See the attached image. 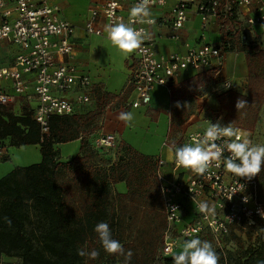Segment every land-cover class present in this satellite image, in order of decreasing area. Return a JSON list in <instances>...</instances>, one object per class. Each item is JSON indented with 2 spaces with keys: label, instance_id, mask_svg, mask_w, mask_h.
I'll return each mask as SVG.
<instances>
[{
  "label": "built area",
  "instance_id": "built-area-1",
  "mask_svg": "<svg viewBox=\"0 0 264 264\" xmlns=\"http://www.w3.org/2000/svg\"><path fill=\"white\" fill-rule=\"evenodd\" d=\"M138 2L102 0L90 6L84 22L85 32L107 38L106 26L120 21L128 23L130 8ZM165 6L168 10L160 19L151 18L155 24L161 22L170 30L167 37L178 40L179 30L193 12L200 21V42H185L184 52L158 53L156 36L149 30V24L134 23V28L143 29L145 39L134 52V64L127 81L134 93L130 107L148 105L156 85L169 90L170 84L184 71L221 68L231 44L229 39L239 31V39L248 42L251 28L264 24V0H151L150 10ZM101 19L105 28L98 24ZM211 24L223 32L218 43L202 40L203 31ZM74 32V25L60 15V7L49 0H0V49L14 48L7 63L0 61V104L8 106L23 99L32 106L33 118L45 133L51 116L73 114L94 95L90 77L72 61ZM226 83L231 84L229 80L222 81L214 90L225 88ZM209 114L203 116L202 123L197 120L198 125L187 127L171 145L172 179H167L162 171L166 160L157 158L155 175L166 221L160 248L164 256L172 254L184 241L203 236L210 237L223 250L222 239L231 233L233 226L264 219L260 215L264 201L259 198L257 180L227 172L223 158L219 166L214 162L204 175L177 167L176 147L193 143V137L201 139L209 121L229 124L221 116ZM232 127L243 134L238 127ZM96 137L93 146L100 152L115 146L116 138L112 133L99 132ZM226 139L216 143L223 144ZM2 153L0 146V155ZM223 155H229L227 150ZM231 195L232 199L228 200ZM245 196L249 198L247 203L243 202ZM201 202H207L214 211L200 213L197 209Z\"/></svg>",
  "mask_w": 264,
  "mask_h": 264
},
{
  "label": "trees",
  "instance_id": "trees-1",
  "mask_svg": "<svg viewBox=\"0 0 264 264\" xmlns=\"http://www.w3.org/2000/svg\"><path fill=\"white\" fill-rule=\"evenodd\" d=\"M229 40L231 44L226 51L238 49L245 53L247 93L224 90L216 96L219 108L207 110L214 116L223 111L227 122L252 131L264 105V49L252 41H240L239 31ZM216 72L204 70L182 81L179 85L183 87L182 94L202 95L205 84ZM175 88L177 85L170 84L173 99ZM97 92L95 108L86 111L82 105L73 114L51 116L47 133L42 132L33 118L31 105L23 104L15 112L0 104V146L3 143L15 147L38 145L41 156L39 162L15 166L0 177V258L1 255L17 257L21 264H115L121 255L106 253L94 228L100 222L107 223L112 237L124 246L121 235L124 220L109 208L114 197L112 186L121 181L126 184V192L117 194L127 198L134 207L133 213L137 209L141 213L146 208L156 217L145 242L154 260L152 264H173L171 256L179 254L164 256L160 250L166 221L155 175L158 156L143 154L121 140L117 144L121 153L110 162L88 138L101 130L106 104L115 97L104 93L101 101V93ZM238 98L248 104L237 111ZM190 114L186 112L180 118V128ZM76 139L80 140L78 154L69 160H60L58 145ZM254 178L258 181L259 198L264 201V168ZM69 180H73L71 187ZM71 194L76 195L73 211L68 207ZM5 218L11 220V225ZM259 221L264 225V219ZM232 236L242 246L241 237L233 233ZM78 249L96 250L99 255L96 259L79 256ZM214 249L219 255V264H257L258 260H264V247L254 248L251 244L233 260L227 258L224 250ZM132 253L129 264H143Z\"/></svg>",
  "mask_w": 264,
  "mask_h": 264
},
{
  "label": "crops",
  "instance_id": "crops-1",
  "mask_svg": "<svg viewBox=\"0 0 264 264\" xmlns=\"http://www.w3.org/2000/svg\"><path fill=\"white\" fill-rule=\"evenodd\" d=\"M49 1L57 4L60 7V15L74 25L75 48L72 61L77 65L80 71L86 73L90 77L94 87L92 100L89 103L84 104L82 110L88 111L95 108L99 93L97 90L101 93V97L99 98L101 101L103 100L104 93H109L115 96L106 104L104 114L101 118L102 128L96 132L95 135L97 136L99 132L106 134L112 133L115 138L118 139V142L123 140L143 154L164 158L166 164L163 166L162 171L167 179H172L174 173L170 165L171 145H173L182 135L175 136L169 144L166 142L171 134L168 115L166 114L169 109L166 108L165 111L161 110L165 109L167 105H175L176 101L180 100L182 95L177 97L176 94H173V97H176L173 99L170 94V89L168 90L165 86L156 85L152 91V98L148 105L139 108L130 107L129 101L134 97V93L132 88L128 87L127 81L134 64V52L129 55H124L114 47L106 37L87 34L84 30V22L87 18L90 6L100 3L102 0ZM167 10L168 6L152 8L151 16L160 19ZM199 23L198 15L191 12L188 21L179 30L180 38L178 40L167 37L170 30L161 22L149 25V30L156 36V48L158 53L166 54L174 51L184 52L185 42L191 44L200 42L202 31L199 29ZM98 24L102 28H105V23L102 19ZM248 34V39L253 41V44L264 49V24L253 26ZM222 37L223 32L220 31L215 24H211L203 31L202 40L205 42L218 43ZM13 50V47L0 49V61L7 63ZM197 73L200 72H182L174 79L173 85H177V88L175 89L180 88L179 85L182 81ZM247 77L248 69L245 53L238 49H234L232 51H226L222 67L217 69L214 78L209 82L211 85L212 81L215 80V85H218L225 80L233 81L235 87H232L231 89L246 94ZM220 92L222 91L215 92L213 87L212 92L204 90L202 95L196 97V105H206L207 107L204 111L199 109L196 114H190L186 122L181 125L180 131L182 133L187 127L192 128L194 127L193 125H198L200 120L202 123L203 116L208 113V107L212 110H217V108H219L216 96ZM23 104H26L25 101L20 99L16 103L8 105L7 107L18 112ZM121 112H132L134 114L133 121L128 124L120 121L118 115ZM219 116L222 117L223 121L227 122V120H225V112L222 111ZM136 118L140 119L141 123L144 124L138 125ZM262 121H264V105L260 108L255 126L257 127L262 124ZM160 125H162V127L159 130L158 128ZM241 130L243 131V134L246 132L244 136H246L248 132H251L248 130ZM150 135L157 141L155 147L154 145H151L152 137ZM75 141H77L80 146V140L76 139ZM158 142L160 144H158ZM35 146L38 147V145ZM79 146L73 157L78 154ZM6 159H10V154L8 152L6 153V157L0 161ZM114 186L119 193L126 192L125 182H117ZM180 248L183 249V243L180 245Z\"/></svg>",
  "mask_w": 264,
  "mask_h": 264
},
{
  "label": "clouds",
  "instance_id": "clouds-1",
  "mask_svg": "<svg viewBox=\"0 0 264 264\" xmlns=\"http://www.w3.org/2000/svg\"><path fill=\"white\" fill-rule=\"evenodd\" d=\"M150 3L151 0H139L130 8L128 23L120 21L106 26L107 39L122 54L129 55L139 50L145 39L143 29L137 30L132 26L134 23L155 24V20L151 18ZM113 6L115 7V5ZM179 26L178 24L177 27ZM223 87L227 88L230 85L226 83ZM247 104L245 99L238 98L235 108L238 111ZM175 106L179 108L181 103L176 102ZM118 119L128 124L133 121L134 114L132 112H121ZM222 138L228 139L223 144L216 143ZM225 150L229 153L227 157L223 155ZM222 158L223 166L227 172L251 180L260 174L262 168H264V145H254L238 129L233 128L232 123L223 125L219 121L216 123L209 121V126L201 139L193 137V143L175 148L177 167L189 169L197 175H204L208 172L214 162L219 166L218 162ZM232 195L228 200L232 199ZM248 199L245 196L243 202L247 203ZM197 210L202 214H209L214 211V208L207 202H201ZM260 215L264 218V211H261ZM5 219L11 225V220ZM249 223H252V221H249ZM94 231L98 234L99 241L106 253L124 256V264H129L133 255L132 251L128 250L125 253L124 246L112 237L107 223L100 222L96 224ZM259 231H264V228L259 229ZM77 254L88 256L90 259H96L99 255L96 250L87 252L84 249H78ZM171 257H173V264H219L220 259L211 242L201 240L198 237L184 241L182 251L179 254H173ZM257 264H264V260H258Z\"/></svg>",
  "mask_w": 264,
  "mask_h": 264
},
{
  "label": "rangeland",
  "instance_id": "rangeland-1",
  "mask_svg": "<svg viewBox=\"0 0 264 264\" xmlns=\"http://www.w3.org/2000/svg\"><path fill=\"white\" fill-rule=\"evenodd\" d=\"M230 83V88L227 89L235 87V83H233V81H230ZM215 84V80L212 81L211 85L210 82L207 83L205 85L204 90L212 92L213 87L216 86ZM182 89L183 87L175 90L176 96L182 94ZM224 89L225 88H219V90H215V92L223 91ZM176 102H180L181 107L177 108L175 106V103V105H167L165 109L161 110L165 111L166 108L169 109V111L166 112V114L168 115L169 124L171 125V134L166 141L168 144L172 142L175 136H180V134H182L178 124L180 118L183 117L186 112L196 114L197 110L200 109L204 111V109H206L207 107L206 105H196V97H193L190 94H182L180 100ZM209 115L212 116L213 114ZM136 120L138 125L144 124L141 123L140 119L136 118ZM161 127L162 125H160L158 129L160 130ZM245 133L246 132H244L243 135H245ZM151 137V145H154L155 147L157 145V141L155 140V138H153V136ZM246 137L250 139L254 145H264V121H262V124H260L259 126H255L253 131L248 132L246 134ZM88 138L93 143L97 137H92L89 135ZM117 144L118 139H116L115 146L104 151V159H107L110 162L115 160V158L121 153L117 149ZM158 144L160 143L158 142ZM78 146L79 143L75 140L59 144L60 160L66 161L73 158V155L76 153ZM1 147L3 148V153L0 155V160L6 157L7 152L10 154V159L0 161V176L4 175L15 166L28 165L40 161L39 149L35 145H23L15 147L10 146L7 143H3ZM72 185L73 180H69V186L71 187ZM112 193H114V197L111 199L109 208L110 210H114L115 213L119 215V217H122L124 220L123 225L121 227V235L125 243V253L128 250H131L132 252H135L138 255L140 261L143 264H152L154 260L152 255L149 253L145 242L148 236L147 233L150 234V228L156 222V217H154L152 213L146 210V208L143 209V212L141 213L140 211H138V209L136 210L137 212L135 211V213H133L134 207L127 200L126 197L118 196L117 193L119 192L117 191L115 186H112ZM75 196L76 195L71 194L68 197V207L71 211H73L76 198ZM122 205L124 208H122ZM135 208H138V206ZM261 228H264V225H262L260 221H254L253 223H248L247 225L233 226L231 228V233L224 237V239H222V247L226 253L227 258L232 260L236 259L238 256H240L242 251L250 244L253 245L254 248L264 247V231H259V229ZM232 233L241 237L242 246L238 245L236 239L232 236ZM200 239L211 242L213 248H216L218 246L216 242L208 236H203ZM180 245H178V247L174 250L173 253H179L182 251ZM0 264H21V259L17 257L1 255ZM115 264H124V256L118 258Z\"/></svg>",
  "mask_w": 264,
  "mask_h": 264
}]
</instances>
